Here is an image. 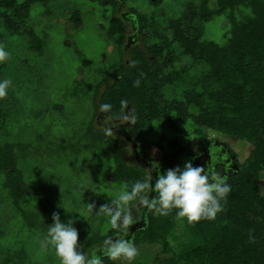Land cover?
Here are the masks:
<instances>
[{"label": "rangeland", "instance_id": "rangeland-1", "mask_svg": "<svg viewBox=\"0 0 264 264\" xmlns=\"http://www.w3.org/2000/svg\"><path fill=\"white\" fill-rule=\"evenodd\" d=\"M113 1L121 7L119 14H131L137 28L138 17L146 19L151 26L147 29L152 33L156 29L162 33L184 15L188 6L198 10L201 3V0H162L157 5L152 3L159 0L38 2L30 7L21 24L22 32L9 23L15 18L0 8V44L12 55L10 61L0 64V79L10 78L13 82L8 96L0 99V147L13 146L16 167L24 184L34 191L15 207L3 189L4 176L0 174V264H59L54 250H42L39 246L47 227L53 223L54 213L62 223L73 222L82 248L105 238L111 230L106 218L95 214L127 186L113 178L112 151L93 144L85 131L92 123L104 133L109 117L94 107V91L120 65L121 59L130 61L134 47L124 51H120L123 43L118 47L119 39L111 22ZM209 7L213 8L212 1ZM228 28L225 15L216 17L205 25L203 38L222 44ZM27 30L40 39V51L31 47ZM137 35L138 46L143 47ZM166 36L171 40V30H167ZM150 42L153 44L154 39ZM173 44L175 58L169 71L191 70V73L185 75L183 82L163 89V97L168 101L180 99L182 91L193 86L191 76L198 69L192 66L189 57L182 55L176 42ZM128 111L132 113V108L125 112ZM143 132L150 142L164 139V144L176 136L171 128L156 122ZM185 133L181 136L191 140L195 149L202 140L215 139L225 143L239 160L247 156L246 141L212 135L199 128L187 129ZM115 140L123 148L126 163L137 166L129 144L118 137ZM145 153L153 164L163 151L152 144ZM188 161L192 159L181 157V165L177 167L183 168ZM144 169L148 171L147 167ZM260 191L264 196V174L260 176ZM90 204L95 205L93 212L88 209ZM175 223L169 239L173 251L179 250L186 240L182 220ZM137 247L140 255L134 264H157L158 259L170 256L162 252L161 244Z\"/></svg>", "mask_w": 264, "mask_h": 264}, {"label": "trees", "instance_id": "trees-1", "mask_svg": "<svg viewBox=\"0 0 264 264\" xmlns=\"http://www.w3.org/2000/svg\"><path fill=\"white\" fill-rule=\"evenodd\" d=\"M49 1L0 0V8L15 18L16 21L9 23L22 32L21 24L30 7ZM116 8L114 3L111 22L119 47L124 42L125 28L115 14ZM222 15L229 23L224 42L219 44L203 38L205 25ZM137 21L143 47H133L130 61L121 59L120 65L99 82L93 95L94 107L99 110L104 103L112 104L113 112L105 114L111 115L112 121H118L114 117L121 112L120 102L127 100L123 111L131 107L136 118L129 128L132 140L147 161L150 160L145 151L152 144L162 149V156L156 161L160 173L181 165V157L193 159L198 147L205 144L204 139L195 149L191 140L181 136L187 135V129L199 128L212 135L246 141L249 146L243 161L229 148L238 171L227 180L231 192L221 202L223 211L216 219L192 224L180 219L186 240L179 250L173 251L169 241L178 219L175 210L167 217H154L147 212L145 226L134 233L132 240L136 246L161 244L162 252L170 256L158 259L157 264H264V196L260 191V176L264 174V0H201L198 10L188 6L184 15L172 21L162 33L157 29L155 33L148 30L151 26L140 16ZM167 30H171V40L166 36ZM25 33L31 47L40 51V39L31 30ZM174 42L199 70L190 77L193 86L183 90L180 99L168 101L163 97V89L183 82L185 75L191 73V70L169 71L174 64ZM138 79L140 86L135 87ZM154 122L171 128L176 136L165 144L164 139L150 142L143 130ZM85 136L93 144L96 142L112 151L115 181L130 189L132 183L145 177L144 167L126 163L123 148L114 137L106 136L92 123L86 128ZM0 174L4 176L3 189L15 207L20 206L23 197L34 192L24 184L10 144L0 147ZM21 215L27 217L24 211ZM114 235L111 229L105 238ZM105 238L81 250L88 253ZM104 264L114 262L105 258Z\"/></svg>", "mask_w": 264, "mask_h": 264}, {"label": "clouds", "instance_id": "clouds-1", "mask_svg": "<svg viewBox=\"0 0 264 264\" xmlns=\"http://www.w3.org/2000/svg\"><path fill=\"white\" fill-rule=\"evenodd\" d=\"M11 58L10 51L0 44V64ZM12 85L10 78L0 79V99L8 96ZM134 86H140L139 79ZM120 104L121 112L114 118L123 121L119 124L128 122L133 125L135 116L131 111H123L128 101L121 100ZM99 110L101 113L111 114L113 105L104 103ZM112 119L110 115L104 130L106 136H113L112 127L117 126L112 124ZM153 169L156 171L154 185L151 172L146 171L142 180H136L130 189L126 187L115 199L99 208L95 215L105 217L116 235L105 238L98 250L91 253L82 251L73 222L62 223L56 213L52 216V225L47 227L46 234L39 241L40 248L54 250L59 264H104L105 258L114 264H134L140 250L129 238V229L139 222L138 213L141 210L164 217L175 210L176 217L186 219L189 224L215 220L223 211L221 202L227 200L231 186L218 171H212L208 166L194 167L191 161L186 162L183 168L176 167L163 173H160V165L157 163H153ZM150 193H155L151 199ZM94 207L95 205H88L89 211L93 212Z\"/></svg>", "mask_w": 264, "mask_h": 264}, {"label": "flooded vegetation", "instance_id": "flooded-vegetation-1", "mask_svg": "<svg viewBox=\"0 0 264 264\" xmlns=\"http://www.w3.org/2000/svg\"><path fill=\"white\" fill-rule=\"evenodd\" d=\"M113 3H115L113 1ZM117 8L115 11L116 16H118L120 18V21L123 25V27L125 28V35H124V42L122 44V50H126V48H128L129 46L134 45L137 46L139 45L137 42V34H138V28L134 22V20L132 19V16L130 13H120V6L115 3ZM113 125H117L115 127H112V131H113V137L115 138H120L123 139L124 141H126L129 144L130 147V151H131V157L133 159V153H132V149H131V143L130 141L132 140V137L129 133V128H130V123H124V124H119L121 123L120 121H118L117 124H114V122L116 121H111ZM119 124V125H118ZM211 146V148H210ZM206 147L209 150V155L212 156L211 157V163L210 165H208V167L212 170V171H218L219 173L222 174L223 171H227V165H225V150L226 148H224V153L220 152V148H221V142H218L215 139H207L204 145H200L197 149V152L200 148ZM227 148L229 149V147L227 146ZM230 150V149H229ZM138 154L140 155L141 158L145 159L144 157H142V155L140 154L139 150L137 149ZM231 153V151H230ZM232 154V153H231ZM197 155V154H196ZM195 155V156H196ZM213 156L216 159L215 162H213ZM230 157V155H228ZM134 161V159H133ZM235 161V160H234ZM148 163L150 164L147 168L148 171L151 172V175L153 177V180H155V177L153 175H155V170L153 169V164L148 161ZM148 211L146 210H141L138 215H139V222L137 224H134L133 226H131V228L129 229L130 232V237L132 239V236L134 235V233H136L137 230H139V227H144L145 226V217ZM115 237V235L113 236ZM102 245V242L97 244L95 247H93L92 249H90L88 251V253H91L93 251H96L100 248V246Z\"/></svg>", "mask_w": 264, "mask_h": 264}, {"label": "water", "instance_id": "water-1", "mask_svg": "<svg viewBox=\"0 0 264 264\" xmlns=\"http://www.w3.org/2000/svg\"><path fill=\"white\" fill-rule=\"evenodd\" d=\"M131 143V149H132V155H133V159L134 161L142 166V167H148L150 164L148 163L147 160L143 159L140 157V155L137 152V145L136 143H134V141H130ZM224 148H226L225 150V165H227V171H223L222 175H224L226 177V179L228 180L231 176H235L237 174L238 171V167L235 160V156L233 154L230 153V150L227 148V145L225 143H221V148H220V152L224 153ZM230 155V157L228 156ZM211 157L209 155V150L206 147L200 148L197 152V155L192 159V163L194 167H199V166H208L211 163ZM214 158V156H213ZM215 158L213 159V162H215ZM156 178V171H155V175H153ZM152 183H153V179H152ZM152 194L150 193V199L152 198ZM142 227H139V229H141Z\"/></svg>", "mask_w": 264, "mask_h": 264}]
</instances>
